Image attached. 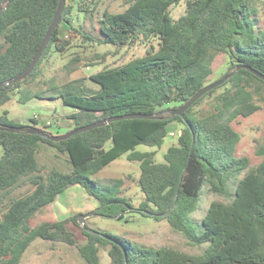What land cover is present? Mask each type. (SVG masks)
<instances>
[{
	"label": "trees",
	"instance_id": "obj_1",
	"mask_svg": "<svg viewBox=\"0 0 264 264\" xmlns=\"http://www.w3.org/2000/svg\"><path fill=\"white\" fill-rule=\"evenodd\" d=\"M182 1L127 0L123 12L104 11L96 26L85 33L74 28L69 18L73 7L66 5L33 73L0 88V107L15 92L21 94V103L34 98H61L76 110L67 116L71 124L68 132L118 116H150L115 121L67 140L51 141L27 131L7 130L35 127L52 135L38 126V118L26 125L10 119L7 111L1 114L0 195L10 193L24 180L34 188L23 197L12 198L0 218V264H21L24 253L38 239L77 247L86 264H105L102 250L108 253L107 264H264V147L259 151L263 160L252 168L248 157L236 156L241 137L232 125L237 118L250 117L260 109L255 98L260 97L264 81L251 70L264 75V0H186L185 13L174 20L170 9ZM79 4L78 11L93 19V11L83 10ZM58 6L59 0H11L9 5L0 0V8H4L0 16V83L29 66ZM260 16L262 27L257 26ZM63 22L98 45L121 49L141 40L158 39L159 43L156 48L151 45L143 57L124 65L63 83L52 82L45 90L24 89L37 77L52 49L63 53L70 45V40L59 35ZM218 56L228 58V68L221 78L236 73L200 98L184 117L171 115L172 109L211 84ZM225 87L217 97L214 112L202 117L192 113L195 105ZM172 123H180L183 128L177 144L165 152L163 162L155 160L157 151L136 150L139 145L161 149ZM44 146L66 155L70 172L53 169L42 175L38 154ZM125 154L140 166L138 184L144 199L137 208L122 195L123 179H92ZM232 180L233 191L229 186ZM206 184L230 202H212L197 224L191 215L198 210ZM71 186L83 187L98 202L94 215L122 219L128 212H138L167 220L192 246H207L201 254L193 255L166 247L150 248L84 228L86 241L80 244L67 226L69 221L78 222L76 216L31 227L33 216L55 203Z\"/></svg>",
	"mask_w": 264,
	"mask_h": 264
},
{
	"label": "rangeland",
	"instance_id": "obj_2",
	"mask_svg": "<svg viewBox=\"0 0 264 264\" xmlns=\"http://www.w3.org/2000/svg\"><path fill=\"white\" fill-rule=\"evenodd\" d=\"M79 3L82 9L93 11L94 18L90 19L84 12L78 11ZM66 5H71L73 11L69 17L74 28L80 32H90L96 26L97 20L102 16L104 11L111 13L123 12L128 4L127 0H67ZM186 0L178 5L171 7L170 12L174 20H177L185 13ZM261 15V12H260ZM263 19L260 16L257 26L262 27ZM59 35L65 40H70V45L63 53L56 52L52 49L46 59L40 66L39 73L34 80L27 82L24 89L36 91L45 90L52 82H67L69 80L88 77L96 74L106 68H115L126 64L127 62L143 57L150 46L157 47L158 39L139 41L135 44L117 49L112 45H98L86 41L79 32L73 30L69 25L63 22L60 26ZM3 40L0 38V44ZM228 58L218 56L215 61L217 69L216 75L212 82L220 79L228 68ZM96 88V86H94ZM260 97L255 98V103L260 109L250 117H239L233 121L232 125L240 134V141L236 147L237 157H248L251 160V167L255 168L263 160L259 153L264 147V87L261 86ZM225 88L218 89L212 96L206 97L202 102L195 105L192 113L198 117L210 115L214 112L217 105V97L221 95ZM52 94V93H51ZM21 94L15 92L11 100L0 107V115L5 111L9 112V117L20 119L28 122V118L38 117L41 122L38 126H43L48 132L56 135L63 132L70 124L67 119L69 114L76 110L66 106L61 98H34L25 103L19 101ZM183 125L172 123L169 125V136L165 139L163 147L157 149L147 145H139L136 150L141 152L157 151L155 160L164 161V154L167 149L176 145L178 135L181 133ZM58 129V130H57ZM63 134V133H62ZM3 155V148L0 146V158ZM38 161L41 167V174L47 176L51 170H60L70 172L71 165L66 155L59 154L55 149L44 146L39 154ZM140 177V166L137 162H131L127 159V154L121 156L96 175L92 179L96 182L100 180L123 179L124 185L122 195L131 199L134 207H139L144 199V195L138 184ZM233 180L230 188L234 190ZM33 186L28 180L11 190L10 193L0 195V218L7 210V206L12 198L23 197L32 192ZM56 201H59L67 208L62 211L57 203L48 205L40 209L30 220L31 227H38L44 222L65 221L72 217L81 215L88 216L84 219V225L87 229L110 233L122 237L132 243L143 245L150 248H172L184 253L198 255L201 254L207 245L192 246L182 233L174 231L168 224L167 220H156L153 217L143 216L138 212H128L122 219L105 218L92 214L98 207V202L90 197L85 189L81 186H71L60 194ZM214 201L224 203L230 202L223 196L211 191L210 185L206 184L196 212L191 215L194 223L199 224L210 206ZM79 223L69 221L67 226L77 237L78 243L83 244L86 236L83 234V226ZM102 260L105 264L109 263L108 253L101 251ZM21 264H86L81 258L77 247L70 246L63 242H50L45 240H35L29 249L24 253Z\"/></svg>",
	"mask_w": 264,
	"mask_h": 264
},
{
	"label": "water",
	"instance_id": "obj_3",
	"mask_svg": "<svg viewBox=\"0 0 264 264\" xmlns=\"http://www.w3.org/2000/svg\"><path fill=\"white\" fill-rule=\"evenodd\" d=\"M11 0H5V3H7V5L10 4ZM66 6V0H59V6L57 9V12L55 14V17L53 19V21L50 24V27L44 37V40L42 42V44L40 45L38 51L36 52L33 60L31 61V63L29 64V66L22 71L21 73H19L18 75H16L15 77H13L12 79H10L8 82L5 83H0V88L4 87V86H12L13 84L23 80L24 78L28 77L29 75H31L33 73V71L35 70L37 64L39 63V61L41 60L45 50L47 49L52 36L55 32V30L57 29V27L59 26L61 20H62V14L64 11V8ZM4 12V8H0V16L1 14ZM245 68H248L246 66H243ZM241 67H239L238 69H240ZM256 76H258L260 79H262L264 81V75H262L259 72H256L255 70H251ZM236 73V71L232 72L229 75L224 76L223 78H221L220 80L213 82L209 85H207L206 87H204L203 89H201L196 95H194L189 101H187L184 105L178 107V108H174L170 111L171 115H177L179 117H184L185 113L203 96H205L207 93H209L210 91L222 86L225 82H227L234 74ZM130 118H139V119H147L150 118V116L147 115H125V116H118V117H113V118H109L103 121H100L98 123H94V124H89V125H84L82 127H79L75 130H72L70 132L64 133V134H52V135H46L44 132L40 131L38 128L35 127H29L27 129H25L24 127H11V128H7V130L9 132H23V131H27L30 134H37V135H41L43 137H46L47 139L51 140V141H62V140H67L77 134H81L87 131H90L94 128H98V127H104L112 122L115 121H119V120H124V119H130ZM57 205H59V207L61 208L62 211H67V208L62 205L59 201H56ZM88 217L85 215H81L78 217L79 223H81L82 225H84V219ZM84 229L88 230L87 227L84 225L83 226Z\"/></svg>",
	"mask_w": 264,
	"mask_h": 264
},
{
	"label": "crops",
	"instance_id": "obj_4",
	"mask_svg": "<svg viewBox=\"0 0 264 264\" xmlns=\"http://www.w3.org/2000/svg\"><path fill=\"white\" fill-rule=\"evenodd\" d=\"M7 112H8V111H7ZM8 117H9V112H8ZM9 118H10V117H9ZM33 118H34V117H33ZM10 119L15 120V121H17V122H20V123H22V124H26V125H27V124H29V125L31 124V122H30L31 119H30V118H28L29 123L26 122V121L23 122V120H20V119H18V120L13 119V118H10ZM39 125H40V124H39ZM68 125H69V126L67 127V129H65V131H63V132L60 131V132H58V134H62V133L64 134V133H67V132L70 130V127H71V124H68ZM57 130H58V129H57Z\"/></svg>",
	"mask_w": 264,
	"mask_h": 264
},
{
	"label": "built area",
	"instance_id": "obj_5",
	"mask_svg": "<svg viewBox=\"0 0 264 264\" xmlns=\"http://www.w3.org/2000/svg\"><path fill=\"white\" fill-rule=\"evenodd\" d=\"M35 118H38L37 116H34Z\"/></svg>",
	"mask_w": 264,
	"mask_h": 264
}]
</instances>
